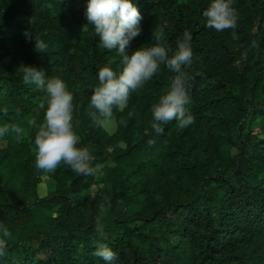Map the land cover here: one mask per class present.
Here are the masks:
<instances>
[{
	"label": "trees",
	"instance_id": "trees-1",
	"mask_svg": "<svg viewBox=\"0 0 264 264\" xmlns=\"http://www.w3.org/2000/svg\"><path fill=\"white\" fill-rule=\"evenodd\" d=\"M209 3L136 0L142 31L129 53L158 34L172 51L184 31L193 36L183 70L195 123L179 131L173 120L158 134L151 108L175 73L161 66L123 110L114 107L109 133L95 126L89 100L98 69L119 71L120 57L85 26L87 0H0V126L29 130V139L0 138V224L11 233L0 264H104L99 243L117 264H264V0H233L236 28L223 32L205 27ZM34 36L47 53L35 50ZM21 64L60 77L73 93V127L92 175L35 167L29 121L43 122L47 96L22 82Z\"/></svg>",
	"mask_w": 264,
	"mask_h": 264
},
{
	"label": "clouds",
	"instance_id": "clouds-1",
	"mask_svg": "<svg viewBox=\"0 0 264 264\" xmlns=\"http://www.w3.org/2000/svg\"><path fill=\"white\" fill-rule=\"evenodd\" d=\"M85 16V26H92L102 47L109 52L115 51L120 57L119 71H114L109 65L98 69L99 84L94 87L89 100L92 109L89 115L96 127L107 130L113 108L123 110L130 95L151 80L161 66L167 67L175 75L167 91L152 105V129L163 134V125L173 120L180 129L195 123V117L188 107L191 103L188 91L190 77L183 70L193 62L191 32L186 30L182 37L177 38L174 51L166 45L162 34H158L151 46H140L129 53L131 41L142 31L136 0H87ZM203 16L206 18L205 27L217 32L236 28L237 11L233 7V0H210ZM25 36L31 39L33 33L26 31ZM34 38L35 50L47 53L48 45ZM170 51L172 55H169ZM19 71L25 85H35L43 89L47 96L43 122L37 125L35 119L29 121L36 128L35 167L52 173L58 165L64 164L78 175H92L94 168L91 166L90 151L87 147L79 146L80 138L74 131V97L67 84L58 76H45L43 69L32 65L21 64ZM40 108H45L44 103L40 104ZM0 111L6 112V109ZM9 134L20 137L23 129L16 124L0 126V138ZM97 233L103 239V225L97 227ZM10 236L8 228L0 224V256L4 255L5 243ZM95 255L104 264H117L118 254L107 244H97Z\"/></svg>",
	"mask_w": 264,
	"mask_h": 264
},
{
	"label": "rangeland",
	"instance_id": "rangeland-1",
	"mask_svg": "<svg viewBox=\"0 0 264 264\" xmlns=\"http://www.w3.org/2000/svg\"><path fill=\"white\" fill-rule=\"evenodd\" d=\"M8 59H4V62H7ZM260 102H263L264 103V96L260 99ZM115 129H116V121H115V118L112 117V120L108 123L107 125V131L109 133H114L115 132ZM182 130V129H179V131ZM20 137H24L25 139H29V130L27 127H25L23 129V135L20 136ZM6 146V143L3 142V141H0V149L4 148ZM234 153H236V151H234ZM103 170V166H100L99 167V172L101 173ZM99 177V176H98ZM96 190V189H95ZM39 193H40V196H46L47 193H48V187H47V177H43V180L42 182L40 183L39 185ZM140 204L138 203H135V204H132L129 208V214L133 213L134 211H137L140 209ZM56 209H54L52 212L53 214L56 213Z\"/></svg>",
	"mask_w": 264,
	"mask_h": 264
}]
</instances>
